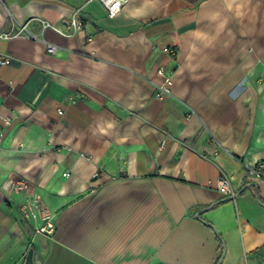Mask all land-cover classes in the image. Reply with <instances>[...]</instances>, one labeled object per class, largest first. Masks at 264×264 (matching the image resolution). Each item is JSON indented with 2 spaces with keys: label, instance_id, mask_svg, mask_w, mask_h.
Wrapping results in <instances>:
<instances>
[{
  "label": "crops",
  "instance_id": "crops-1",
  "mask_svg": "<svg viewBox=\"0 0 264 264\" xmlns=\"http://www.w3.org/2000/svg\"><path fill=\"white\" fill-rule=\"evenodd\" d=\"M123 7L0 0V264H264V0Z\"/></svg>",
  "mask_w": 264,
  "mask_h": 264
},
{
  "label": "built area",
  "instance_id": "built-area-1",
  "mask_svg": "<svg viewBox=\"0 0 264 264\" xmlns=\"http://www.w3.org/2000/svg\"><path fill=\"white\" fill-rule=\"evenodd\" d=\"M93 1H97L101 5V7H103V9L105 10L106 15L109 18H112L116 16L124 8L123 6L125 4H127L132 0H93ZM79 11H80L79 9L75 10L68 20L63 21L65 26L70 30L69 34L67 35L62 34L63 36L70 37L76 35L77 33H80L83 30L84 22L80 18ZM41 23L43 30H47L49 28L61 35V33H59V31H57L56 28L52 26V24L45 23L43 21ZM19 36H25L33 40L36 39L34 35L32 36L27 31L26 23L19 24V27L16 31L6 32L5 34L0 35V38L5 40V39L16 38ZM55 49L56 47L53 44L51 43L45 44V52L49 54H54L56 52ZM9 61H10V57H6L4 63L5 64L9 63ZM158 74L161 75V72H158ZM166 83H169L168 79H166ZM157 89H158V93L155 95L157 99H162L163 96L169 95L170 93V90H168V87L166 85H162V87H157ZM245 173H246V180L249 184L250 189L252 190V192H255V187H253L254 183L260 180H264V162L258 163L255 167L246 168ZM65 176H67V174ZM213 185L221 196H224L226 198L235 197V192L233 188H231V182L227 176L223 175L222 177L217 179ZM24 188H26L25 181L17 178H11L8 181L4 182V184L2 185V189L5 192L23 191ZM29 211L33 219H35L36 213H41V214L43 213V210L39 207V203L35 201L31 205H29ZM42 221L44 222L43 225L35 229V234L50 236L53 233V229H54L52 222L46 215L43 214H42Z\"/></svg>",
  "mask_w": 264,
  "mask_h": 264
},
{
  "label": "water",
  "instance_id": "water-1",
  "mask_svg": "<svg viewBox=\"0 0 264 264\" xmlns=\"http://www.w3.org/2000/svg\"><path fill=\"white\" fill-rule=\"evenodd\" d=\"M236 197V196H235ZM234 197V198H235ZM234 198H227L228 200H232V199H234ZM202 211H206V210H202ZM202 211H200V212H198L196 215H195V217H196V219H198V220H201V218L199 217V215L202 213ZM202 221V220H201ZM203 222V221H202ZM206 226H210L211 228H212V230L215 232V234L218 236V231H216V229L209 223H206V222H203ZM218 238H219V236H218ZM220 239V238H219ZM221 260L218 262V264H221V262H222V257L220 258ZM23 264H34L33 263V250H31V249H29L28 250V252H27V254H26V257H25V259H24V262H23Z\"/></svg>",
  "mask_w": 264,
  "mask_h": 264
},
{
  "label": "rangeland",
  "instance_id": "rangeland-1",
  "mask_svg": "<svg viewBox=\"0 0 264 264\" xmlns=\"http://www.w3.org/2000/svg\"><path fill=\"white\" fill-rule=\"evenodd\" d=\"M11 192H13V191H11Z\"/></svg>",
  "mask_w": 264,
  "mask_h": 264
}]
</instances>
